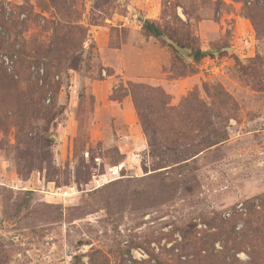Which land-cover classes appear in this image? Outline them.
<instances>
[{
  "label": "rangeland",
  "instance_id": "1",
  "mask_svg": "<svg viewBox=\"0 0 264 264\" xmlns=\"http://www.w3.org/2000/svg\"><path fill=\"white\" fill-rule=\"evenodd\" d=\"M0 264H264V0H0Z\"/></svg>",
  "mask_w": 264,
  "mask_h": 264
},
{
  "label": "trees",
  "instance_id": "2",
  "mask_svg": "<svg viewBox=\"0 0 264 264\" xmlns=\"http://www.w3.org/2000/svg\"><path fill=\"white\" fill-rule=\"evenodd\" d=\"M144 29L150 34L153 35L155 37H161L162 36V32L161 30L153 23L146 21L144 23ZM206 55V52H202V51H197L195 53L196 58H199L200 56H204Z\"/></svg>",
  "mask_w": 264,
  "mask_h": 264
},
{
  "label": "bare ground",
  "instance_id": "3",
  "mask_svg": "<svg viewBox=\"0 0 264 264\" xmlns=\"http://www.w3.org/2000/svg\"><path fill=\"white\" fill-rule=\"evenodd\" d=\"M117 168H113L112 171L114 172V170H116Z\"/></svg>",
  "mask_w": 264,
  "mask_h": 264
},
{
  "label": "water",
  "instance_id": "4",
  "mask_svg": "<svg viewBox=\"0 0 264 264\" xmlns=\"http://www.w3.org/2000/svg\"><path fill=\"white\" fill-rule=\"evenodd\" d=\"M191 56H192V54H191Z\"/></svg>",
  "mask_w": 264,
  "mask_h": 264
}]
</instances>
